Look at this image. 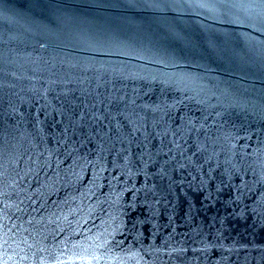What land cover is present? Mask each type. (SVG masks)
I'll return each mask as SVG.
<instances>
[{
    "label": "water",
    "instance_id": "95a60500",
    "mask_svg": "<svg viewBox=\"0 0 264 264\" xmlns=\"http://www.w3.org/2000/svg\"><path fill=\"white\" fill-rule=\"evenodd\" d=\"M0 264H264V0H0Z\"/></svg>",
    "mask_w": 264,
    "mask_h": 264
}]
</instances>
